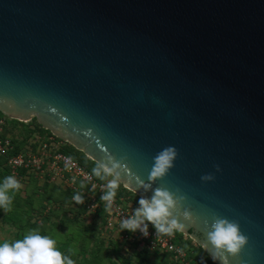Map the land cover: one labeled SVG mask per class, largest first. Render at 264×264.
Here are the masks:
<instances>
[{"label": "water", "instance_id": "95a60500", "mask_svg": "<svg viewBox=\"0 0 264 264\" xmlns=\"http://www.w3.org/2000/svg\"><path fill=\"white\" fill-rule=\"evenodd\" d=\"M0 112L119 163L140 197L179 189L181 232L215 264L214 215L248 237L227 264H264V0H0Z\"/></svg>", "mask_w": 264, "mask_h": 264}, {"label": "built area", "instance_id": "2783aa9c", "mask_svg": "<svg viewBox=\"0 0 264 264\" xmlns=\"http://www.w3.org/2000/svg\"><path fill=\"white\" fill-rule=\"evenodd\" d=\"M4 120L0 116V165L7 174L17 178L28 173V177L35 178L40 183L61 185L68 192L71 202H75V194H80L84 200L83 204H79L80 209L90 218L100 217L104 229L115 233L114 243L121 241L137 252L166 255L171 264H199L197 249L200 246L184 232L177 231L172 236L157 235L154 226L147 221V237L139 229L135 232L122 230L121 222L131 217L135 209L139 208V204L129 194L130 189L120 183L111 209L105 210L106 202L100 197L107 191L108 180L114 177L105 176L101 179L95 176L78 156L64 151L65 140L51 132L40 133L33 130L30 132L32 139L22 144L20 138L15 140L9 134L10 127ZM29 127L33 128L32 125Z\"/></svg>", "mask_w": 264, "mask_h": 264}, {"label": "rangeland", "instance_id": "374dc122", "mask_svg": "<svg viewBox=\"0 0 264 264\" xmlns=\"http://www.w3.org/2000/svg\"><path fill=\"white\" fill-rule=\"evenodd\" d=\"M0 116L10 127L13 139L20 138L22 144L32 139L24 125L37 122L36 118L20 122L1 112ZM66 146L75 149L68 141ZM77 155L85 156L81 152ZM96 165L95 162L89 164L91 169ZM8 176L12 175L4 173L0 165V184ZM16 179L22 188L15 192L11 210L6 212L0 208V243L22 240L32 230H38L41 235L55 239L57 248L69 254L75 264H171L164 256L143 255L121 241L115 242L116 245L115 233L104 229L100 217L90 218L79 204L71 202L61 185L40 183L28 177V173ZM129 194L138 203L141 197L132 191Z\"/></svg>", "mask_w": 264, "mask_h": 264}, {"label": "clouds", "instance_id": "9594fccd", "mask_svg": "<svg viewBox=\"0 0 264 264\" xmlns=\"http://www.w3.org/2000/svg\"><path fill=\"white\" fill-rule=\"evenodd\" d=\"M90 134V130L85 133V135ZM177 157L178 151L174 146L163 148L153 158L154 163L149 179L164 178L174 167V161ZM119 167H121L119 163L112 162L111 167L108 164H98L92 169L93 174L101 179L105 176H114L108 180L107 191L100 197L102 201L106 202L105 210L111 209L117 189L120 186L119 175H114L115 169ZM216 168L217 171L220 170L218 165ZM101 172H103V176ZM213 179L212 174L201 177L204 182ZM149 186L145 185V188ZM21 188V183L15 177H6L0 184V208L6 212L10 211L14 194ZM186 199L184 195L179 194V189L172 192L165 187H158L150 199L143 197L139 199V208L135 209L131 217L124 219L120 227L122 230L127 229L130 232L139 229L147 237L148 225L145 223L147 221L154 226L157 235L172 236L174 232L184 229V225L174 216V213L179 211ZM73 200L77 204L84 203L83 197L78 193L73 196ZM182 214L185 220H194L189 209L185 208ZM207 241L208 245H211L212 258L220 260L222 264H227L225 253L233 257L237 256L247 245L248 237L241 233L237 221L214 215L211 230L207 234ZM208 245H203V247L207 249ZM0 264H75V262L69 254H63L57 248L55 239L41 235L38 230H32L22 240L0 243Z\"/></svg>", "mask_w": 264, "mask_h": 264}, {"label": "trees", "instance_id": "16d2710c", "mask_svg": "<svg viewBox=\"0 0 264 264\" xmlns=\"http://www.w3.org/2000/svg\"><path fill=\"white\" fill-rule=\"evenodd\" d=\"M31 121V120H30ZM30 125H32L33 126V128H30L29 127V125H24V128H26V132H31V131H33V130H36V131H38V132H40V133H43V132H46V133H50L47 129H44V128H42L36 121L34 122V123H30ZM64 151L66 152V153H68V154H70V155H72V156H78L79 157V160L82 162V163H84L90 170H92L91 168H90V166H89V164L90 163H94V161H92V160H89V159H85L84 157L85 156H83L82 155V157H80L79 155H77V153L78 152H80V151H78V150H76V149H73L72 150V148L71 149H69L67 146L66 147H64ZM98 165V164H97ZM97 165H96V167H97ZM2 171H4V173H6V171H5V169H2ZM104 175V174H103ZM102 175V176H103ZM104 179V178H103ZM139 253H143V255H146L148 252H146V251H140ZM155 255H158V256H164V260H166V261H168V259H167V257H166V255H163V254H158V253H154ZM197 256H199V264H215L204 252H203V250L199 247L198 249H197Z\"/></svg>", "mask_w": 264, "mask_h": 264}]
</instances>
